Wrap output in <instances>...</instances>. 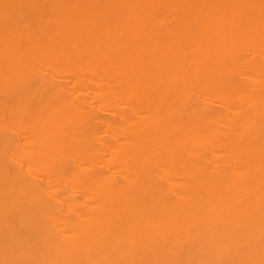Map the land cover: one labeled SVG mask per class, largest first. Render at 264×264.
Here are the masks:
<instances>
[{"label":"bare ground","instance_id":"6f19581e","mask_svg":"<svg viewBox=\"0 0 264 264\" xmlns=\"http://www.w3.org/2000/svg\"><path fill=\"white\" fill-rule=\"evenodd\" d=\"M0 264H264V0H0Z\"/></svg>","mask_w":264,"mask_h":264}]
</instances>
